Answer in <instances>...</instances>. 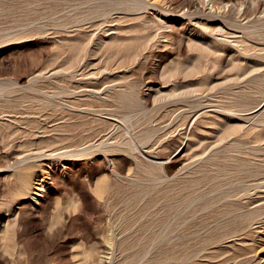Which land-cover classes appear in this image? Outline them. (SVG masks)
<instances>
[{"label": "rangeland", "instance_id": "rangeland-1", "mask_svg": "<svg viewBox=\"0 0 264 264\" xmlns=\"http://www.w3.org/2000/svg\"><path fill=\"white\" fill-rule=\"evenodd\" d=\"M228 1L243 19L228 16ZM196 105L194 125L171 134L174 147L185 145L180 156L165 146L150 154L164 161L167 180L209 149L264 157V0H0V264L5 226L13 235L8 264H98L96 256L106 264H262L264 213L252 235L228 238V250L198 252L190 206L181 218L185 211L167 213L153 194L135 198L127 185L138 177L159 187L162 178L123 150L125 127L148 112ZM163 116L161 125L170 124ZM28 171L43 189L25 187ZM261 196L264 204V185ZM113 212L158 214L133 237L151 246L112 235ZM111 235L123 245L111 247Z\"/></svg>", "mask_w": 264, "mask_h": 264}, {"label": "bare ground", "instance_id": "bare-ground-1", "mask_svg": "<svg viewBox=\"0 0 264 264\" xmlns=\"http://www.w3.org/2000/svg\"><path fill=\"white\" fill-rule=\"evenodd\" d=\"M192 6L195 7L193 9L196 10L197 8L198 11L204 14L208 13V10L201 4L193 3ZM189 8L191 7H188V9ZM225 12L228 13V16H231L233 13L237 14L240 19H243L246 15L244 12L239 13L236 6V2L233 1H228V8ZM216 30H221V28H218ZM139 97L142 101V109L146 112L147 99L140 95ZM127 98L126 100L130 102L131 98ZM200 108L201 106L199 107V105H196L190 106L181 111H178V108H172L164 110V112H148L147 115L141 117L140 119H136L133 122V125H128L127 127H125L126 131L125 133H123V137L125 139L124 142L127 145V148H124L123 150H133L135 152L133 154L139 157L138 159L140 161L147 164L148 171H150V173L154 172V167H159L157 168L158 170L154 173L158 176V179L162 178V184L158 187L154 185H149V183L147 184L146 182L142 181L143 178L141 179L136 177L134 179H130L128 177L129 180L127 185L129 188H133V196L135 198H138L142 195H147V193H151L155 196L154 201L160 200L162 202L163 207L165 206L164 210L167 211V213H171L173 210L176 211L177 209L179 210V212L181 211V214H184L183 211H185V214L181 218H183L188 212L186 206H190L191 211L189 210V212H195L194 215H196L197 213V216H193V221L191 219L188 220V222L190 223V225L188 223L190 230L188 231L197 235V240L195 242L196 244L193 243V245H195V249L198 252L206 250L210 253H215L216 251H221L223 249L228 250V238L237 235H240L241 237L252 235V233L255 232L254 228H252V224L256 223V228L258 229L263 223L262 214L264 213V204L261 201V194L262 186L264 185V157L261 158V156L255 153L254 151H248V153L244 152V154L243 152L241 153L240 150L236 151L233 154L228 153V151H221L220 154H214L211 149H209L203 152V156H198L196 165L191 166L189 165L190 163L183 165L180 169L181 172L175 174L172 179L167 180L170 171L168 170V168L163 167L164 161H159V159L153 157L150 154L158 152V149H160L159 147L165 146L169 148L168 155H173V158H177L178 156H180L179 154L185 145H182V141L180 146L178 144V146L174 147L172 144H174L177 140H175V134L173 135L174 137L171 134L175 132L174 128H176L177 125H187L189 127L193 126L196 121V118L199 115L198 111L200 110ZM168 112V120L171 119L174 113L177 112V114L175 117H173V119H171L170 124L161 125V122L162 124L164 123L163 115L168 114ZM214 114H218V116H222L228 119L227 112L215 110ZM107 122H110L109 124L116 127L115 131L112 132L113 137H115V135L118 134L120 122L118 121V119L116 121H113L112 123L111 121ZM166 126H168L169 128ZM230 128H233V126H230L228 129ZM97 133L95 134L97 135ZM88 135L90 134L88 133ZM88 135L87 137H89ZM85 140H87V138ZM20 169L17 170L20 171ZM127 173L129 174V171H127ZM154 173L150 174L149 176L152 175L151 177L156 180L157 176H155ZM162 175L165 176V178L161 177ZM34 176V171H28L22 179L23 183L26 188H28L29 186H35L34 188H37L39 190L43 186V178L42 180L40 179V182L33 183ZM163 181H165V183H163ZM103 184L104 182H101L100 186H102ZM131 203L133 204L134 201H131ZM140 203H142V205H140L142 207H136L139 212L146 209L148 206V202L145 201V199L142 200ZM155 206H157V204ZM156 212L158 213V211ZM157 216H151L148 218L142 216H138V218H134V216H127L125 218H122L116 216L114 217L113 212L114 218L111 219L112 215L108 218L111 227V234L116 235L117 237V234L119 233H127V236H125L129 237L131 241L125 240L127 242L124 243L131 247L139 245V247L143 249L144 247L148 246V244L149 246H151L152 242L150 244V241H148L147 238H145L144 240L141 239L142 241L140 240L136 243V238L133 239V237L143 231L144 228L148 226L153 227L158 221ZM182 221L185 222L183 219ZM8 224L10 225V223ZM5 227L3 228V237L4 239H7L6 241L8 245L6 246L7 254L4 253L5 255L3 256L2 264H8L9 259H13V256L11 255L12 253L10 252V240L13 237L12 229L11 226H7L6 229ZM130 233L133 234L130 235ZM112 237L113 239L110 242L111 247L118 248L120 247L121 243L123 245V240L122 242H119L114 238V236ZM165 245L168 246V243L163 244L162 247ZM176 247H178V245ZM105 248H110V246H102L100 250L103 251ZM113 251H115V249ZM91 255H95V253H92ZM96 258L98 260V264L107 263V260L101 256H99V258L96 256ZM263 258L260 259L262 260ZM262 264H264V262Z\"/></svg>", "mask_w": 264, "mask_h": 264}]
</instances>
